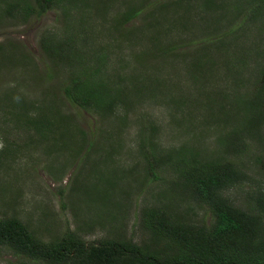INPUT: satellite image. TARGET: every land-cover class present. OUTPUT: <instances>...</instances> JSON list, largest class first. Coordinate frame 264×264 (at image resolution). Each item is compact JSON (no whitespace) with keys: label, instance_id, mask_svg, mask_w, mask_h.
Returning a JSON list of instances; mask_svg holds the SVG:
<instances>
[{"label":"rangeland","instance_id":"obj_1","mask_svg":"<svg viewBox=\"0 0 264 264\" xmlns=\"http://www.w3.org/2000/svg\"><path fill=\"white\" fill-rule=\"evenodd\" d=\"M249 1L64 0L23 16L32 0H0V219L45 242L68 229L159 249L143 209L209 223L169 168L190 156L237 166L221 192L234 208L264 195V11L250 21ZM67 39L79 64L46 58L43 41ZM85 69L110 112L63 97ZM0 264L41 263L0 247Z\"/></svg>","mask_w":264,"mask_h":264},{"label":"trees","instance_id":"obj_2","mask_svg":"<svg viewBox=\"0 0 264 264\" xmlns=\"http://www.w3.org/2000/svg\"><path fill=\"white\" fill-rule=\"evenodd\" d=\"M62 1L32 0V5L23 4L19 11L23 16L38 15ZM249 2L248 18L253 21L264 11V0ZM12 9L11 4H6L8 14ZM41 44L46 58L57 63L73 66L81 61L69 49V39ZM94 72L85 69L73 75L63 86L62 95L72 105H93L110 112L112 103L104 97L105 85L98 89L90 86ZM260 80L264 83V73ZM149 156L153 163V155ZM169 168L191 200L206 207L210 220L207 225L183 223L163 208L143 209L139 226L160 243L159 249L150 250L130 240L101 239L95 245L88 244L68 229L45 242L12 217L0 219V247L15 258L41 264H264V195L256 194L254 202L243 211L221 196L224 189L242 180L237 166L224 159L199 160L190 156L188 160L178 159Z\"/></svg>","mask_w":264,"mask_h":264}]
</instances>
